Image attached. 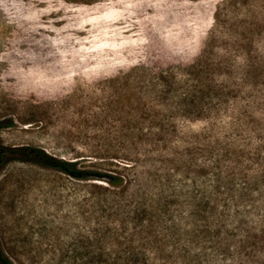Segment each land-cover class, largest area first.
<instances>
[{
	"label": "rangeland",
	"instance_id": "374dc122",
	"mask_svg": "<svg viewBox=\"0 0 264 264\" xmlns=\"http://www.w3.org/2000/svg\"><path fill=\"white\" fill-rule=\"evenodd\" d=\"M0 145L13 264H264V0H0Z\"/></svg>",
	"mask_w": 264,
	"mask_h": 264
},
{
	"label": "trees",
	"instance_id": "16d2710c",
	"mask_svg": "<svg viewBox=\"0 0 264 264\" xmlns=\"http://www.w3.org/2000/svg\"><path fill=\"white\" fill-rule=\"evenodd\" d=\"M19 155L28 161L36 162L44 167L60 171L74 179L86 180L92 172L79 170L74 163L54 158L38 148L24 147L18 150L8 149L0 145V168L12 156ZM0 264H13L0 247Z\"/></svg>",
	"mask_w": 264,
	"mask_h": 264
}]
</instances>
